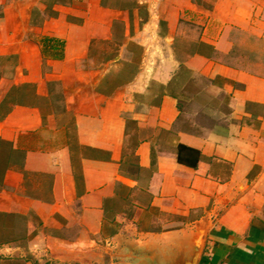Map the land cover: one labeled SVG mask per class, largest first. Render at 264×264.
Masks as SVG:
<instances>
[{
	"label": "crops",
	"instance_id": "1",
	"mask_svg": "<svg viewBox=\"0 0 264 264\" xmlns=\"http://www.w3.org/2000/svg\"><path fill=\"white\" fill-rule=\"evenodd\" d=\"M106 1L0 0V260L164 262L206 228L198 264H264V0ZM145 6L169 45L133 36Z\"/></svg>",
	"mask_w": 264,
	"mask_h": 264
},
{
	"label": "rangeland",
	"instance_id": "2",
	"mask_svg": "<svg viewBox=\"0 0 264 264\" xmlns=\"http://www.w3.org/2000/svg\"><path fill=\"white\" fill-rule=\"evenodd\" d=\"M134 1H137V0H107L106 3L110 4L113 7L115 6V7L120 8V7L126 6L127 4L132 3ZM209 1H211V0H209ZM141 17L143 18V20H141L138 23L133 24L132 29H131L133 36H135L137 38V40L141 41L143 39V36L146 34V36L152 37L149 40H147L146 47L149 45V46L155 48V47H160V46H167L170 44V41H166V40H164V38H162V36L166 32V28L164 26H160V29H158L159 31H156L157 33H159V35H161L160 37H157L156 32H154L155 34L153 35L150 27L147 28V30L144 29L146 23L149 20H155V21L157 20L158 16H157V9L156 8H153L150 10L149 8H147V6H145V9H143L141 11ZM116 32H117V35L122 33L123 32L122 26H121V28L118 27ZM196 36H197V34H196ZM192 40H196V39H194V37L191 34L187 33L185 35H182V37L180 39L176 40V43L174 44L175 50L177 52V57L182 62L188 58L187 53L192 50V45H191ZM118 42L119 41H117V44H118ZM192 44H193V42H192ZM132 48L134 50V51H132L133 54H135L137 57H140L139 55L142 56V53L144 52L145 47L138 49V48H135L134 46H132ZM110 49L113 50V52H114V49L118 50L119 47H118V45H113L112 48H110ZM104 57H105L104 55H97L96 59H97V61H99L98 63L105 61ZM124 58H127V56L121 57L120 55H117L115 58H112L109 61V64H115V62L125 63L126 60ZM106 63H108V61ZM196 82L197 81H195V79H193V77H191L190 73H188L187 71H182L180 73V77L178 79V82L176 83V85L174 87L175 89H177L180 92L183 105H184L185 110L187 111L188 115L192 114L193 116H199V114H201V115L205 114V112L203 110V101L205 99V96L200 95L198 97V100L197 99H194L193 101H192V99H191V101L189 100L190 96L194 97L195 95H197L198 87L196 85ZM1 261L2 260H0V264H6L5 261H2V262Z\"/></svg>",
	"mask_w": 264,
	"mask_h": 264
},
{
	"label": "water",
	"instance_id": "3",
	"mask_svg": "<svg viewBox=\"0 0 264 264\" xmlns=\"http://www.w3.org/2000/svg\"><path fill=\"white\" fill-rule=\"evenodd\" d=\"M206 232V228L200 229L190 247L185 248L182 246L174 251L168 252L164 258V262L159 260V256L154 249L136 246L130 248L138 256H147L145 261H141L139 264H198L204 249Z\"/></svg>",
	"mask_w": 264,
	"mask_h": 264
},
{
	"label": "trees",
	"instance_id": "4",
	"mask_svg": "<svg viewBox=\"0 0 264 264\" xmlns=\"http://www.w3.org/2000/svg\"><path fill=\"white\" fill-rule=\"evenodd\" d=\"M50 43L53 44H57L61 46V42L51 39V38H46L44 39V45L45 46H49L51 45ZM132 46H134L135 48H138V46L134 43H132ZM10 218V221L15 222L16 220H21L20 216H15V215H8V214H0V223L2 224V226L5 225L7 219ZM17 235V234H15ZM13 231H9L8 229L4 230L1 225H0V244L6 242V241H10V240H14L15 238L13 237ZM4 261L6 262V264H26V262L28 261V257L23 258V257H10V258H4Z\"/></svg>",
	"mask_w": 264,
	"mask_h": 264
}]
</instances>
